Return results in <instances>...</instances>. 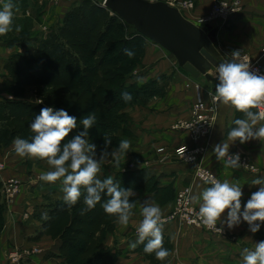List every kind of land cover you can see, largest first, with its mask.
Here are the masks:
<instances>
[{
  "label": "crops",
  "instance_id": "obj_1",
  "mask_svg": "<svg viewBox=\"0 0 264 264\" xmlns=\"http://www.w3.org/2000/svg\"><path fill=\"white\" fill-rule=\"evenodd\" d=\"M195 8L185 12V17L193 23L207 25L214 32V44L224 55L228 50H243L253 59L264 65V0H241L243 11L239 17L229 24L220 21L203 23L209 16L212 6L217 0H193ZM3 0H0L2 3ZM14 10L13 31L0 36V81L5 68L21 50L15 41L24 35L35 36L59 24L77 4L78 0H64L52 4L49 0H12ZM19 26L20 31H15ZM144 64L151 68L155 75L166 74L172 78L170 92L158 101L151 103L135 113L138 126L135 131L138 143L134 148L135 160L131 170L138 186L129 187L135 195L131 196L137 204L134 215L127 226L118 223V231L114 236H107L100 249H109L117 255L115 264H242L241 252L247 247L253 249L260 242L258 233L264 231V222L260 230L252 233L249 225L241 218V223L232 229L226 224H218L225 231L224 235L212 234L195 227L182 226L179 223H164L163 246L171 253L164 261L155 258V254H146L144 245L135 249L129 247L137 239L135 230L142 219L140 205L145 200L157 204L165 216L173 201L174 192L184 187L192 188V195L198 194L209 186L194 177L193 166L176 159L177 148L191 146L187 133L173 128L175 123L190 118L191 106L198 102H209L215 94L213 83H200V79L192 77L180 67H176L172 55L155 43L145 40ZM152 76L150 77V79ZM201 78V77H200ZM216 78V77H215ZM199 86V88H197ZM253 111H256L253 109ZM243 118L231 105L219 104L218 121L210 140V149L204 165L213 170L221 179L242 186V209L251 194L259 189L252 185L255 178H264V141L257 139L241 144L239 140L232 143L228 140V132L234 127L233 121ZM264 124L258 123L257 127ZM230 144L229 154L235 152L247 158L249 163L259 169V175L246 169L226 168L214 154V146L223 142ZM9 151H5V153ZM7 153L5 155H7ZM6 157V161L3 160ZM0 154V161L6 162L8 169L0 174V182L10 177H19L28 182L23 192L15 199L9 209L2 206L0 223V264H63L62 241L49 233H44L41 198L31 192L39 179V169L45 167L40 159L21 158L11 153ZM44 161V162H43ZM107 164V162H106ZM37 167V169H36ZM108 169L101 167L98 178L110 175ZM124 171V172H126ZM35 180V181H34ZM127 188V189H129ZM40 190V189H39ZM39 192V191H38ZM34 198H33V197ZM63 196L53 194L54 200L63 201ZM170 205V206H169ZM199 209V204H194ZM227 211L222 215L226 219ZM25 213L28 214L25 217ZM17 248L24 254L18 263L9 261L8 251ZM34 249H38L34 253Z\"/></svg>",
  "mask_w": 264,
  "mask_h": 264
},
{
  "label": "rangeland",
  "instance_id": "obj_2",
  "mask_svg": "<svg viewBox=\"0 0 264 264\" xmlns=\"http://www.w3.org/2000/svg\"><path fill=\"white\" fill-rule=\"evenodd\" d=\"M49 1L52 4L60 3H55L51 0ZM149 1H163L169 4L170 2H173L176 4L178 2L193 0ZM193 3L195 2L193 1ZM93 6L104 7V0H78L76 6L71 10V14H69V16L66 15L61 23L52 26L38 35H24L15 41L20 45L21 50L6 66V71L0 81V154L4 152V157L7 155L10 156L11 153L16 155L13 147V140L17 137L30 139V137L33 135L29 127L32 120H26L25 122H22L21 119L23 116L20 115L16 117L14 110H16V105L18 103H27L31 106H42V108L53 107L57 110H66L69 115L75 116L77 118V128L80 132L84 131L82 124L80 123V119L89 114H94L96 116V122L93 127L88 130V139L90 143L96 145L97 158H99L101 151L105 148L104 136H108L112 140L111 145L108 147L109 152L118 148L119 142L123 139H127L131 142L130 150L126 153V155L120 154L117 157H109L107 164L104 163L101 166L108 169L106 172L109 173L110 171V175L115 174L114 181H119V177L122 179L126 175H129L128 173L133 175L132 172H128L126 170L133 169L132 164H134L135 160L134 148L138 143V137L136 135L135 129L139 127L137 122L140 118H138V121H136L135 113H137L139 109L147 107L151 101H158L165 98L170 92L169 90L171 87L172 78L166 74L155 75L151 73V68H149L150 66L148 67L144 64L145 48H143L142 44H137L135 51L133 50L135 53L133 57H129L127 61L122 62L121 58L125 54L123 44L126 42L125 39L134 33V28L128 27L126 26V23L122 22L114 25V27L109 30L107 28V19L103 20L98 18V14L97 16H92L89 14V11ZM185 12L187 11H181L184 17ZM109 15L113 14L110 12ZM84 17L85 19L83 22L80 21L77 23L78 19H82ZM238 17L239 16H237L231 22H234ZM95 23H97V25ZM229 23L230 22L223 24ZM94 24L97 27L93 29V27H95L93 26ZM197 25L205 30L207 35L212 32V38L215 40L214 32L210 27L207 25ZM82 28H84L86 32H84ZM90 34V38L87 39L86 36ZM51 40L55 41V44L57 45L56 48L61 47V49H64L66 52H68L69 58L67 65L72 67V75L70 76L71 78L68 76V74L65 75L64 72L61 71L62 67L58 62V59L53 58L50 55L53 53L54 49H46L45 45H47ZM230 51L235 50L226 51V55L219 51L223 57L222 62L231 60L228 55ZM262 51L264 56V48ZM243 52L246 53L245 51ZM93 53H96V56L93 55ZM171 57L173 58L176 67H179L176 59L173 56ZM255 61L260 62L259 59ZM26 69H45L46 72L48 71L49 73L53 74V78L56 81L55 87H47L46 84L38 85L31 81L30 76H28V74L25 72ZM86 69L90 71H96V77H94V82H92L94 85V90L89 93H84L82 88H74V85L79 83V80L84 75V71ZM211 74L215 78L216 69H214ZM151 76L152 78L150 79ZM199 79L201 81L200 83H207L204 77ZM86 80L87 79L85 78V81ZM88 82L89 81L87 80L85 83L88 84ZM121 93L131 94V101L125 102L121 98ZM152 93H156V95H153ZM39 100H42L43 103H38ZM77 101H79V104L76 103ZM103 101L106 104L101 106L99 103H102ZM90 104L95 105L94 111L92 113H83L84 109H86ZM7 113H10V118L7 116ZM102 115H105L106 123L104 125L100 123L99 119ZM175 124L173 125V128L175 127ZM179 148L176 150V159L177 161L184 163L180 161L177 156V151ZM5 151H9V153L6 152L7 155H5ZM3 160L6 161V157ZM44 165V168L39 169V177L41 173L51 170L46 161ZM6 169H8L6 162L0 161V174L6 171ZM257 170L258 172L253 173L258 176L260 172L258 168ZM37 180L38 182L35 186H33V188H31V192L41 198L40 204L43 205L42 208L45 206L51 208V206H53L55 203L53 194L56 193L63 196V192L61 191L62 184L59 181L55 183H48L38 178ZM10 181H16L18 183L17 185L19 187V191L12 199H10L9 202H7L4 183H8ZM4 183L0 182L1 214V211L3 210L2 206L3 208L5 207V209L12 207L14 205L15 199L21 195V193L24 191L23 188L26 184H28V182H24L19 177L7 178L4 180ZM186 188L191 189L192 196V188L190 186L184 187L178 192H174L173 201L172 199L171 201L169 199L170 193L167 195L168 204L172 202V207L170 208L169 212L163 216L164 220L174 210L179 192ZM130 202L135 203L132 198H130ZM192 204L194 207H196L194 203ZM135 209L136 207L133 211H135ZM76 212L77 211L71 212L66 219L62 220V224L60 223V226L54 229L53 236L60 238V235L65 230L64 228L70 225V220L73 219ZM24 216L27 217L28 214L25 213ZM99 224L100 226L98 225L94 229V231H96V238L93 240L94 242L90 247L91 252H93V250L97 251L98 248L102 246L107 236H114L118 231V223L116 222V217L114 216L107 215L105 219ZM179 224L182 225L181 223ZM195 228L212 234H225L224 230L223 233H216L201 227ZM134 232L137 234L136 230ZM258 236L260 241H264V231L259 232ZM103 250L106 251V249ZM33 251L34 253H37L38 249H34ZM23 254L24 253L21 250L13 248L8 251L9 261L12 263H18ZM14 255L16 258L13 259ZM61 255L62 259L64 260L63 264H73L70 263L72 256L70 250L61 252Z\"/></svg>",
  "mask_w": 264,
  "mask_h": 264
},
{
  "label": "clouds",
  "instance_id": "obj_3",
  "mask_svg": "<svg viewBox=\"0 0 264 264\" xmlns=\"http://www.w3.org/2000/svg\"><path fill=\"white\" fill-rule=\"evenodd\" d=\"M14 10L18 11L12 0L0 3V36L13 31ZM20 30L19 26L15 27V31ZM124 52L130 58L135 55L130 49H125ZM231 55L230 61L221 62L216 67L219 83L215 86V94L209 95L214 104L231 105L243 114V118L233 121L234 127L228 132V140L232 143L239 140L241 144L253 139L264 141V124L257 127L259 122L264 121V75L250 71L249 63L240 59V51H233ZM121 98L130 102L132 96L121 93ZM38 103L43 101L39 100ZM95 122L94 114L80 119L84 131L69 140L66 138L77 128V118L69 115L66 110L44 107L29 126L33 134L30 139L17 137L13 140L14 151L21 158L46 161L51 170L41 173L39 179L48 183L59 181L62 184L63 201L69 207L77 204L83 195L85 211H90L101 202L102 195L106 192L108 199L102 204L104 212L116 217V222L120 225L127 226L136 207V203L130 202V197L135 193L131 188L124 189L120 183L114 182L112 176L100 179L98 174L109 157L126 155L131 142L123 139L118 148L109 152L112 140L104 136L105 148L97 158L96 145L88 139V130ZM229 147L230 144L225 141L217 144L214 146V154L223 162L224 167L239 169L242 167L240 155H230ZM208 183L210 186L191 196V202L199 204L197 215L206 228L221 233L223 228H218V224H226L232 229L241 223L242 218L248 223L252 233L260 230L261 225L257 221L264 222V178L252 180V185L260 187L251 194L243 210V192L239 183L214 179ZM81 189H84L83 193ZM225 210H228L227 217L222 219ZM140 215L142 219L136 228L137 239L129 247L135 249L137 245L143 244L146 254L154 253L157 260H166L171 253L163 246L165 221L162 209L148 199L141 203ZM42 219H49L47 212L42 213ZM241 257L242 264H264V241L255 243L253 249L245 247Z\"/></svg>",
  "mask_w": 264,
  "mask_h": 264
},
{
  "label": "trees",
  "instance_id": "obj_4",
  "mask_svg": "<svg viewBox=\"0 0 264 264\" xmlns=\"http://www.w3.org/2000/svg\"><path fill=\"white\" fill-rule=\"evenodd\" d=\"M71 12L72 11H70L67 15L69 16ZM89 12H90L89 14L92 16H97L98 14L99 16L98 18L103 19V20L107 19L108 20L107 28L109 30L112 29L114 25L124 22L116 15H109L111 11L109 12V10L105 7L93 6ZM84 19L85 17L82 19H78L77 23L80 21L83 22ZM95 24L97 25V23ZM95 24L93 26H95ZM126 26L134 28L133 26L128 25V24H126ZM96 27L97 26L93 27V29ZM82 29L84 30V28ZM84 32H86V30H84ZM90 36L91 34L87 35L86 36L87 39H89ZM208 36L214 43V40L212 38V32H210ZM145 40L147 39L142 37L134 28V33L125 39L126 42L123 44L124 45L123 49L124 50L130 49L132 51L133 50L135 51V47L137 46V44H142L143 48H145L146 47ZM45 46H46V49L48 50L54 49L53 53H51L50 55L53 58L58 59V62L60 63V66L62 67L61 71L64 72L65 75L68 74V76L70 77L72 75V70H71L72 67L67 65L68 58H69L68 52H66V50L64 49H61V47L56 48L57 45L55 44V41L53 40H51ZM93 55L96 56V53H93ZM128 59L129 57L124 54L121 58V61L122 62L127 61ZM10 61L11 60L8 61L7 65L9 64ZM182 70L185 71L184 69ZM25 72L28 74V76H30L31 81L35 82L36 84L38 85L46 84L47 87H55L56 81L53 78V74L49 73L48 71L46 72L45 69H32V70L26 69ZM94 77H96V71H90L86 69L84 71V75L79 80V83H76L74 85V88L76 89L82 88L84 90V93L91 92L92 90H94V85L92 84V82H94ZM85 78L89 81L88 84L85 83L87 81V80L85 81ZM152 94L156 95V93H152ZM76 103L79 104V101H77ZM99 104H101V106H104L106 103L103 101L102 103H99ZM94 106L95 105L90 104L86 109H84L83 113L84 112L92 113L94 111ZM41 109H42V106H31L27 103H18L16 105V110H14V112L16 114V117L20 115L23 116L21 121L25 122L26 120H33L34 117L40 113ZM7 116L10 118L11 117L10 113H7ZM16 117H12V118H16ZM99 119H100V123H102L103 125L106 123L105 115H102ZM78 133H80L78 128L73 129L67 138L72 139ZM128 174L129 175H126L122 179L119 177L118 178L119 181H114V182L120 183L121 187H123L124 189H127L129 187L138 186L137 182H135L134 180V176L131 175L130 173ZM81 191L83 193L84 189H81ZM107 199L108 197L105 192V194L102 195L101 202L98 203L95 206V208L90 211H85L86 205L83 202V195L81 196L77 204L71 207L67 206L64 203V201H59V200H55V203L53 206H51V208L47 206L44 207V213L47 212L49 219L44 221L43 231L44 233L46 232L52 235H54V232H53L54 229L60 226L59 224L62 222V220L66 219L67 216L71 212L77 211L73 219L70 220V225L66 226L64 228L65 229L64 232L60 235V239L62 240V252H65V250L71 251L72 256H71L70 263H73V264H115L117 255L113 253L112 250L104 251L103 249L98 248L97 251L96 250H93V252L90 251V247L92 246L94 242L93 240L96 238V231H94V229L98 225L100 226L99 223L102 220H104L105 217L108 215L104 212L102 208V204Z\"/></svg>",
  "mask_w": 264,
  "mask_h": 264
},
{
  "label": "built area",
  "instance_id": "obj_5",
  "mask_svg": "<svg viewBox=\"0 0 264 264\" xmlns=\"http://www.w3.org/2000/svg\"><path fill=\"white\" fill-rule=\"evenodd\" d=\"M58 3L63 0H51ZM170 5L179 9L180 11H189L195 8L193 1H184L178 3H171ZM241 0H217L212 6L211 12L208 17L203 19V23H210L212 21H220L222 23L231 22L242 12ZM239 51V50H235ZM228 53L232 59V53ZM240 59L244 62H248L250 65V71L255 72L258 75H264V65L259 61L253 60L247 53L240 51ZM199 88V86H197ZM219 114V103L214 104L212 96L209 102L198 101L194 103L190 109V118L187 121L179 122L175 124V129L188 134L192 146H182L177 151V156L180 161L191 164L194 168V176L196 180L204 182L208 185L210 180H220L221 177L213 171L206 168L204 165L205 158L210 149V140L214 133ZM235 154V153H232ZM230 154V155H232ZM240 155V154H239ZM240 163L243 169L251 172H258L257 168L249 163L246 157L240 155ZM248 166L247 168L243 166ZM16 181H10L4 183V189L6 193L7 202L10 201L19 191V187ZM198 209L193 206L191 202V189L186 188L179 192L176 205L172 213L164 220L165 223L179 222L182 225L206 228L198 217ZM218 228H220L217 225ZM208 231L220 233L218 231ZM223 233V232H221ZM16 258L14 255L13 259Z\"/></svg>",
  "mask_w": 264,
  "mask_h": 264
},
{
  "label": "water",
  "instance_id": "obj_6",
  "mask_svg": "<svg viewBox=\"0 0 264 264\" xmlns=\"http://www.w3.org/2000/svg\"><path fill=\"white\" fill-rule=\"evenodd\" d=\"M104 7L170 53L192 77H204L215 86L219 83L211 73L223 61L221 53L204 30L179 9L149 0H104Z\"/></svg>",
  "mask_w": 264,
  "mask_h": 264
}]
</instances>
